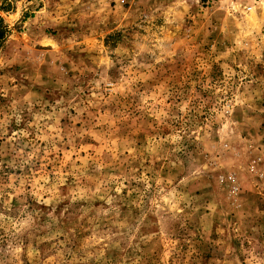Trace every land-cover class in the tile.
Listing matches in <instances>:
<instances>
[{
  "label": "rangeland",
  "instance_id": "374dc122",
  "mask_svg": "<svg viewBox=\"0 0 264 264\" xmlns=\"http://www.w3.org/2000/svg\"><path fill=\"white\" fill-rule=\"evenodd\" d=\"M0 15V264H264V0Z\"/></svg>",
  "mask_w": 264,
  "mask_h": 264
},
{
  "label": "trees",
  "instance_id": "16d2710c",
  "mask_svg": "<svg viewBox=\"0 0 264 264\" xmlns=\"http://www.w3.org/2000/svg\"><path fill=\"white\" fill-rule=\"evenodd\" d=\"M10 34L8 26L5 24L3 17L0 15V46Z\"/></svg>",
  "mask_w": 264,
  "mask_h": 264
},
{
  "label": "built area",
  "instance_id": "2783aa9c",
  "mask_svg": "<svg viewBox=\"0 0 264 264\" xmlns=\"http://www.w3.org/2000/svg\"><path fill=\"white\" fill-rule=\"evenodd\" d=\"M252 8H253V7H251V6H248V7H246V10H247V11H251V10H252Z\"/></svg>",
  "mask_w": 264,
  "mask_h": 264
}]
</instances>
